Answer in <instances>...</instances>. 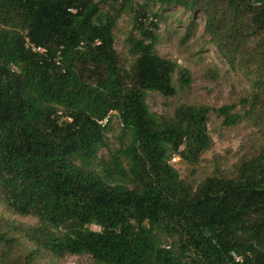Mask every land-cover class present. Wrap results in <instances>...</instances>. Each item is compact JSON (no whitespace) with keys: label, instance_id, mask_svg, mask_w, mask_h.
<instances>
[{"label":"trees","instance_id":"16d2710c","mask_svg":"<svg viewBox=\"0 0 264 264\" xmlns=\"http://www.w3.org/2000/svg\"><path fill=\"white\" fill-rule=\"evenodd\" d=\"M171 5L202 12L205 43L249 77L248 95L214 109L222 124H264V0H0V264H264V129L193 186L170 159L199 160L211 108L164 119L145 101L174 95L175 71L179 88L191 81L156 49ZM124 13L127 63L113 35ZM112 112L120 143L100 156Z\"/></svg>","mask_w":264,"mask_h":264},{"label":"rangeland","instance_id":"374dc122","mask_svg":"<svg viewBox=\"0 0 264 264\" xmlns=\"http://www.w3.org/2000/svg\"><path fill=\"white\" fill-rule=\"evenodd\" d=\"M152 7L156 9L158 4ZM162 16L158 29L157 52L163 58L175 62L177 67L187 69L191 81L189 85L179 88L178 72L175 71L172 81L176 93L172 96H164L156 91H148L145 101L150 111L164 119H170L175 108L181 104L211 108L206 121L210 144L199 160L191 164L180 160L177 156L170 159L179 177L195 186L206 176L231 170L240 157L255 151L261 141L264 124L257 125L258 120L244 119L235 125L225 126L221 122L222 118L216 115L214 109L220 105L237 103L240 97L248 95L250 84L249 77L242 71L228 66L216 48L205 43L208 36L204 33V14L192 13L180 6L171 5L164 7ZM188 26L191 27V35L188 40L183 41ZM130 27L129 15L124 13L113 30L114 48L121 61L125 63L131 59L124 41ZM236 109L239 111V104ZM119 136V118L115 112H112L105 132V144L99 147L98 154L106 156L109 150L118 147ZM11 215L22 222L29 224L35 222L31 217ZM90 227L98 229L95 225ZM56 263L96 264L88 254L65 255L57 258Z\"/></svg>","mask_w":264,"mask_h":264}]
</instances>
